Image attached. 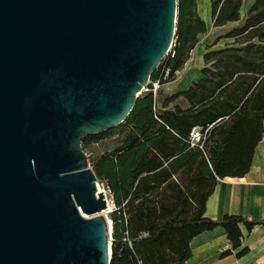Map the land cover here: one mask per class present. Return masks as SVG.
I'll return each instance as SVG.
<instances>
[{
  "label": "water",
  "instance_id": "1",
  "mask_svg": "<svg viewBox=\"0 0 264 264\" xmlns=\"http://www.w3.org/2000/svg\"><path fill=\"white\" fill-rule=\"evenodd\" d=\"M177 0H0V264H110L82 139L121 124Z\"/></svg>",
  "mask_w": 264,
  "mask_h": 264
},
{
  "label": "trees",
  "instance_id": "2",
  "mask_svg": "<svg viewBox=\"0 0 264 264\" xmlns=\"http://www.w3.org/2000/svg\"><path fill=\"white\" fill-rule=\"evenodd\" d=\"M243 3L209 0L214 27L242 23L218 37L231 40L224 47L203 54L199 80L169 95L160 87L154 96L152 82L162 69L169 70L163 85L207 32L197 0H177L173 43L151 73L148 90L117 127L82 139L84 150L114 130L122 134L117 146L92 161L96 179L107 182L115 206L110 264H187L198 234L221 227L234 250L241 245V225L251 230L264 223L235 214L205 215L218 180L249 171L263 134L264 0H252L244 15ZM194 127L197 142L191 138Z\"/></svg>",
  "mask_w": 264,
  "mask_h": 264
},
{
  "label": "crops",
  "instance_id": "3",
  "mask_svg": "<svg viewBox=\"0 0 264 264\" xmlns=\"http://www.w3.org/2000/svg\"><path fill=\"white\" fill-rule=\"evenodd\" d=\"M208 48L214 49L212 46L202 48L198 42L183 67L176 71L171 81L161 86V90L169 95L186 90L193 82L199 80L202 77L200 70L204 67L203 54ZM193 52L201 56L203 65L190 78L185 79L180 87L170 92L168 88L175 87L170 83L175 81L176 74L184 68ZM160 103L161 99L158 100V105ZM181 104L183 107L187 106L184 101H181ZM172 106L173 104L169 105ZM226 214L242 215L249 220L264 222V126L262 138L254 149L249 171L242 177L226 176L219 179L206 201L207 217L219 219ZM240 228L243 234L241 245L234 250L221 227L195 236L191 241L192 255L187 264H264V223L255 225L251 230H247L244 225ZM242 248H247L246 253L240 257L236 256ZM228 250L230 253L223 255Z\"/></svg>",
  "mask_w": 264,
  "mask_h": 264
},
{
  "label": "rangeland",
  "instance_id": "4",
  "mask_svg": "<svg viewBox=\"0 0 264 264\" xmlns=\"http://www.w3.org/2000/svg\"><path fill=\"white\" fill-rule=\"evenodd\" d=\"M252 0H244L243 7H242V15L245 14L248 6L251 4ZM197 13L200 16V18L206 23L207 25V32L204 34L199 35V45H201L202 48H207L212 46V48H220L225 46L228 42H230V39L227 38H218L220 35L226 33L228 30H230L233 27L239 26L242 22L237 21V22H230L227 23L223 27H214L212 25L211 21V16H210V4L209 0H197ZM203 65L202 58L199 54L196 52H193L191 54V57L189 61L185 64L184 68L176 74L175 81L173 80L170 85H174L175 87L168 88L169 91L171 92L172 89H176L177 87H180L185 79L190 78L198 69ZM122 139V134L121 131L119 130H114L112 133L105 139H102L98 142L90 144L86 149H84V152L87 156V161H88V166L92 168V161L96 159L99 155L102 153L111 150L115 146L119 144V142ZM96 181L100 185V180ZM100 188H102L100 186ZM111 205V211L104 213L106 218L111 220L112 224V217L114 216L113 214L115 213V206L113 201L110 202ZM111 233V247H112V230L110 231Z\"/></svg>",
  "mask_w": 264,
  "mask_h": 264
},
{
  "label": "built area",
  "instance_id": "5",
  "mask_svg": "<svg viewBox=\"0 0 264 264\" xmlns=\"http://www.w3.org/2000/svg\"><path fill=\"white\" fill-rule=\"evenodd\" d=\"M172 43H173V41H172ZM171 46H172V44H171ZM168 75H169V70L168 69H162V71L159 74V78L157 80H155L154 82H152V89L151 90H152L154 96H156L157 89L162 86L161 81L166 80L168 78ZM149 82H150V80H149ZM146 90H148L147 86L145 87L144 91H146ZM191 138L193 141H196V142L199 141L200 134L196 128L192 129ZM96 185H97L98 190L103 192L105 199L107 201V204L112 202V193H111V190H110L107 182L103 180L100 182V185H99V183L96 181ZM100 186L102 188H100Z\"/></svg>",
  "mask_w": 264,
  "mask_h": 264
},
{
  "label": "bare ground",
  "instance_id": "6",
  "mask_svg": "<svg viewBox=\"0 0 264 264\" xmlns=\"http://www.w3.org/2000/svg\"><path fill=\"white\" fill-rule=\"evenodd\" d=\"M109 211H111L110 203L107 204V208L104 210L103 214L106 213V212H109ZM107 220H108V230H109V233H110V231L112 230V224H111V220H109V218Z\"/></svg>",
  "mask_w": 264,
  "mask_h": 264
}]
</instances>
